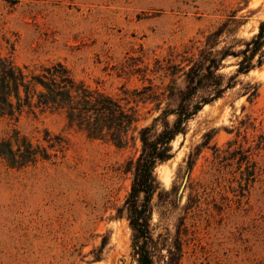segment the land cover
I'll use <instances>...</instances> for the list:
<instances>
[{
	"label": "rangeland",
	"instance_id": "1",
	"mask_svg": "<svg viewBox=\"0 0 264 264\" xmlns=\"http://www.w3.org/2000/svg\"><path fill=\"white\" fill-rule=\"evenodd\" d=\"M226 22L214 53L229 52L219 72L232 85L156 168L151 224L167 244L157 264H264L260 53L238 73L264 0H0V100L13 102L0 110V264H138L121 209L139 132L175 106L192 60ZM8 65L26 76L18 97ZM60 66L81 97L45 106L39 79Z\"/></svg>",
	"mask_w": 264,
	"mask_h": 264
},
{
	"label": "trees",
	"instance_id": "2",
	"mask_svg": "<svg viewBox=\"0 0 264 264\" xmlns=\"http://www.w3.org/2000/svg\"><path fill=\"white\" fill-rule=\"evenodd\" d=\"M228 27L229 22H226L207 37L205 48L201 50L198 59L192 60L193 64L184 74L186 86L185 89L179 90V99L175 106L164 110L155 119L154 124L143 127L139 132L142 151L136 160L130 162L134 180L131 192L121 209V213L126 214L134 232L132 255L138 264H157L158 258L163 257V246L167 245L161 234L158 237L154 236L151 224L153 197L161 189V183L156 174L157 166L172 158V141L180 133H185L188 121L207 103L219 98L232 85L234 77H231L225 85V76L219 72L222 61L229 55V52L225 50L220 51L218 54L214 53L218 38ZM263 46L264 22L261 23L259 33L246 43L245 49L241 50L240 54H243L244 58L239 63L238 73H248L252 70L255 67L253 60L258 53L260 55L257 65L261 66L264 63ZM60 67V70L55 68L54 72L49 70V76L44 75V78L49 79V81L43 78L39 79L38 83H41L45 88V92L41 96V103L45 106L65 107L66 104L72 105L75 98L80 96L79 91L74 90L75 84L68 76L67 71L62 66ZM4 72L9 82L17 89V97L20 96L19 84L22 83L21 85L28 88L25 82L26 76L21 71L17 73L11 65H8ZM201 92H204L202 96H200ZM198 97L201 100L197 101ZM82 100L84 102L89 101L87 96L82 97ZM7 107H13V102L9 101L8 98H5V100L3 98V101L0 100V110H5ZM102 109L114 111V108H110L108 105H105ZM120 113L124 118L123 123H133V119L129 114L123 110ZM171 114L176 115L173 123L168 119ZM159 121L162 123L161 130L156 127V122ZM89 130L90 134L94 135L91 128ZM175 249L181 251L178 246ZM168 252L170 255L173 254L171 248ZM172 259L174 258H171L169 264L178 263V261Z\"/></svg>",
	"mask_w": 264,
	"mask_h": 264
},
{
	"label": "bare ground",
	"instance_id": "3",
	"mask_svg": "<svg viewBox=\"0 0 264 264\" xmlns=\"http://www.w3.org/2000/svg\"><path fill=\"white\" fill-rule=\"evenodd\" d=\"M207 107V106H206Z\"/></svg>",
	"mask_w": 264,
	"mask_h": 264
}]
</instances>
